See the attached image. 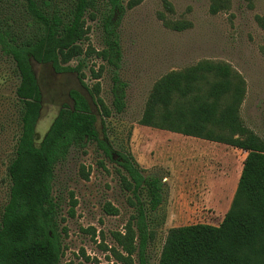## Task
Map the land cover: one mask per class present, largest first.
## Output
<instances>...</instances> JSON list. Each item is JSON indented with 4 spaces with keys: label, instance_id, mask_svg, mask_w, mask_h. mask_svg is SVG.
<instances>
[{
    "label": "trees",
    "instance_id": "16d2710c",
    "mask_svg": "<svg viewBox=\"0 0 264 264\" xmlns=\"http://www.w3.org/2000/svg\"><path fill=\"white\" fill-rule=\"evenodd\" d=\"M144 0H0V50L12 59L20 79L16 97L20 106V134L7 171L9 195L0 218V264H61L65 254L60 229L62 200L55 195L56 171L73 149L84 152L96 142L105 156L114 160L115 148L102 139L97 115L79 89L70 90L72 104H65L48 131L39 139L38 123L43 93L33 61L50 66L57 73L77 71L92 100L105 118L122 114L127 106V82L121 77L123 52L120 20L127 9ZM173 11L172 3L163 0ZM232 0H210V13L229 11ZM101 17L103 47H83L88 39V21ZM173 30L191 27L188 21L162 18ZM264 26V18L258 16ZM88 56L105 64L111 72L112 106L101 97V84L89 87L83 68ZM78 60L77 66L71 62ZM247 93L243 76L226 62L202 60L185 69L171 71L153 86L140 124L223 143L247 153L231 206L219 225L195 223L169 229L158 264H264V139L246 125L241 115ZM118 171L136 213L123 232H114L118 247H106L113 264H152L148 247L157 225L164 222L161 206L168 194L164 178L140 167L127 150L117 152ZM105 167V166H104ZM85 179L90 172H85ZM78 199L70 192L69 215H76ZM110 215L119 209L104 204ZM162 217V221L160 218ZM94 236L97 231L89 229ZM137 256V260L135 259ZM88 261L90 257H86Z\"/></svg>",
    "mask_w": 264,
    "mask_h": 264
},
{
    "label": "rangeland",
    "instance_id": "374dc122",
    "mask_svg": "<svg viewBox=\"0 0 264 264\" xmlns=\"http://www.w3.org/2000/svg\"><path fill=\"white\" fill-rule=\"evenodd\" d=\"M123 1L126 5L129 0ZM169 1L173 11L165 8L163 0H144L127 9L120 20L121 77L128 84L127 106L124 113L108 120L107 133L105 118L77 71L59 74L50 66L33 61L43 93L37 127L39 139L48 131L60 109L73 103L70 90L79 89L88 96L97 115L101 138L115 148L114 160H110L96 142H90L86 152L73 149L57 168L54 192L62 200V217L65 218L60 229H68L61 264L114 263L106 247H118L113 233L125 231L126 224L136 213L130 201L132 192L126 190L118 171L119 150L131 152L146 175H158L168 185L160 213L166 218L157 225L155 239L148 247L152 264H158L169 229L195 223H221L227 207L219 201L226 198L229 201L231 190L223 195L218 189L211 190L208 181L215 177L220 181L219 186L224 180L231 186L238 169L237 161L230 154L232 146L139 123L154 84L168 72L185 69L202 60L229 63L246 81L242 118L264 139V26L257 19L258 16L264 18V0H232L230 10L218 14L210 13V0ZM163 17L188 21L192 25L183 31L173 30L165 25ZM88 25L91 27L88 39L82 45L86 50H100L104 33L101 17L89 20ZM78 63V60L71 62L72 66ZM103 64L101 59L88 56L83 68L84 82L92 87L99 81L101 97L112 106L110 70L104 68L100 79H95L91 71V68L98 71ZM19 81L12 59L0 50V218L9 195L7 167L14 157L21 130L16 97ZM83 166L85 172H90L89 179L82 174ZM70 192H74L79 201L74 217L69 215ZM106 202L117 207L119 214L106 213ZM92 227L97 236L89 231Z\"/></svg>",
    "mask_w": 264,
    "mask_h": 264
},
{
    "label": "crops",
    "instance_id": "0c3cea01",
    "mask_svg": "<svg viewBox=\"0 0 264 264\" xmlns=\"http://www.w3.org/2000/svg\"><path fill=\"white\" fill-rule=\"evenodd\" d=\"M230 154L234 157V159L237 161V164H238V167H237L238 169L235 172L234 176L232 177L233 183L231 184V186H228V184H227V182L225 180H224L223 184L219 186L220 181L217 180L215 177H213L212 179H210L208 181L210 183V185H211V190L212 189L213 190L214 189H218L220 191V193L223 194V195L228 194V192H230V190H231V195H229L230 196L229 201L227 200V198L226 199H221L219 201V203L221 205L223 204V207H225V206L227 207V208H225L226 213H227V211L229 210V208L231 206L234 194H235L237 186H238L240 175H241V172H242L243 162H244V160H245V158L247 156V153L244 150H241V149H238V148H235V147H232V150H230ZM212 193H213V191H212ZM225 214L223 215V217L225 216Z\"/></svg>",
    "mask_w": 264,
    "mask_h": 264
},
{
    "label": "flooded vegetation",
    "instance_id": "af4514ba",
    "mask_svg": "<svg viewBox=\"0 0 264 264\" xmlns=\"http://www.w3.org/2000/svg\"><path fill=\"white\" fill-rule=\"evenodd\" d=\"M56 73H57V72H56ZM59 74H63V73H59ZM69 97L71 98L70 92H69ZM71 100H72V98H71ZM72 102H73V100H72Z\"/></svg>",
    "mask_w": 264,
    "mask_h": 264
}]
</instances>
